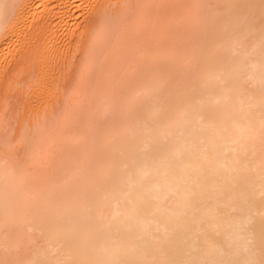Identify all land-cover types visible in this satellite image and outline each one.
<instances>
[{
	"label": "bare ground",
	"instance_id": "bare-ground-1",
	"mask_svg": "<svg viewBox=\"0 0 264 264\" xmlns=\"http://www.w3.org/2000/svg\"><path fill=\"white\" fill-rule=\"evenodd\" d=\"M124 1L0 0V71L98 14L81 96L0 136V264H264V0Z\"/></svg>",
	"mask_w": 264,
	"mask_h": 264
},
{
	"label": "rangeland",
	"instance_id": "rangeland-1",
	"mask_svg": "<svg viewBox=\"0 0 264 264\" xmlns=\"http://www.w3.org/2000/svg\"><path fill=\"white\" fill-rule=\"evenodd\" d=\"M126 1L127 0L124 2L126 5H128ZM139 1L140 0H134L133 5L137 7L141 2ZM183 1L185 3V0ZM124 2H121V4H124ZM171 3L174 4V2ZM169 6L171 5H168V7ZM123 7H125V5L120 6L119 4V7H113L111 4L107 9V12L108 14L117 13L118 10ZM97 15L93 16L91 19L86 33H82L80 32L81 30H77L74 32L75 34L78 32L76 36L71 37L72 39L68 38V40L71 39L69 42L72 41L71 46L69 43L65 42L68 35L67 37L64 36L65 38L61 37L59 40L61 42L59 43L63 42L60 45L62 46L64 44L65 47H63V45L62 48L59 46V44L57 47H60L61 52L64 53L61 54L64 56L59 54L60 50H58L57 47H54V49H57L54 53L53 47L49 43L51 41L46 40L47 37L48 39L51 37L49 26V30L47 28L46 31H49L48 34L46 33L45 35L44 32L45 36H43L40 32L37 33L35 31L34 34H36V36H33L34 38L30 40L31 43L34 39L32 46H30L31 44H26L29 45V47L27 46V48L25 46L26 48H24L23 51L21 50L22 52L19 53L16 58H12L13 60H11V62L5 66L4 70L6 71L3 69L0 71L2 72V74H0V124L2 127H0V136L3 135L4 131V135L6 137L4 135L3 137L7 139V137H9L8 134H10L9 132L12 131L10 134L11 137H9L8 140L13 138L12 140L15 139L18 141L29 128L39 124L40 121L42 122L44 119V113L56 119L62 113V108L66 107H64V104L66 105L68 103V106L69 102L72 104L75 97L77 100L79 95L81 96V94H79L81 90L78 89H81L84 84L80 83L82 79V81L85 80V77L82 76V70L84 69V63L87 60L86 56L90 42L89 40L93 34V29L98 19ZM55 22H53L54 25L56 24ZM41 28L42 27H40V29ZM45 29H43V31H45ZM64 39L66 40L63 41ZM47 42L50 44L52 51L48 50L49 45ZM66 46L69 50L66 49ZM63 49L67 51H63ZM3 72L5 73L3 74ZM44 81L49 86H52L51 89L53 88L52 90L50 89L52 93H50V90L49 92L46 90V96H44V93L41 92L42 90L45 91L43 88L45 85ZM79 84L80 86L78 87ZM76 88L79 93L77 92ZM47 94L50 95L47 97ZM69 96L71 101H68L70 100ZM18 152L19 154L21 152L24 154L25 150L23 148V150L20 149Z\"/></svg>",
	"mask_w": 264,
	"mask_h": 264
}]
</instances>
